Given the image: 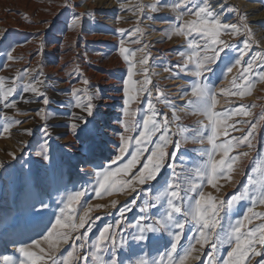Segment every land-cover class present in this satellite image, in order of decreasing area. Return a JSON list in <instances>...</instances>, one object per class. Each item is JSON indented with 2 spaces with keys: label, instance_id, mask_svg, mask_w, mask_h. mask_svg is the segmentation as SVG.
I'll use <instances>...</instances> for the list:
<instances>
[{
  "label": "rangeland",
  "instance_id": "1",
  "mask_svg": "<svg viewBox=\"0 0 264 264\" xmlns=\"http://www.w3.org/2000/svg\"><path fill=\"white\" fill-rule=\"evenodd\" d=\"M177 2L178 0H67V5H71L67 6L65 0H0V76L11 80L25 69H32V77H38L44 82L40 88L50 100L48 105H44L43 97H37L30 92L24 93L23 84L30 82L29 79H24L17 81V92L10 98L16 100L15 108H5L0 102V264H5L3 259L5 256L19 258V248L22 245L31 244L33 240L46 235L55 223L59 208L66 202V197L81 188H86L87 193L81 199V208L78 212H82L83 207L87 205H108L93 209L90 213L92 231L85 237L83 241L85 248L80 253L89 257L87 264H94L92 257L95 251L94 244L104 227L113 225L112 231L117 233L118 240L119 234L127 237L128 232L133 231L130 228L124 230L129 223H135L141 215L139 207L146 193L138 190L136 193H118L98 199L92 187L95 184L93 173L107 167L111 159L118 154L112 141L118 140V131H123L120 121L124 119L123 88L124 81L128 79V64L119 56L121 39L130 50L148 46L145 52L151 53L149 74L153 84L179 108H184L187 100L193 99L190 95H182L185 90L190 92L193 78L185 73L174 77L172 73L164 70L170 68L172 72L179 71L176 67L182 62L179 53L188 51L184 37L173 36L171 40L167 38L169 26H174L177 22L179 10L172 7ZM210 2L217 11H222V19L229 23H240L238 16L231 9H236L240 15L247 16V24L254 39L259 43L251 44L245 60L251 59L256 53H264V0H210ZM121 4L126 7L121 8ZM152 4L157 5V11H151ZM137 5L142 6L144 12L134 15ZM77 16L80 17V23L73 27V20ZM193 18L185 16L186 20ZM136 27L142 29V35L133 34ZM121 28L126 30L123 36L118 31ZM223 38L232 47L226 48L225 52L220 54L218 66L211 65L214 71L205 75L217 88H230L231 81L238 75L239 69H233L231 74H227V79L220 80L218 77L228 60H234L239 56L243 41L248 37L241 35ZM12 48L15 49L12 55L16 59L7 61V53ZM145 52L138 51L136 60L139 61ZM5 64L9 67H3ZM77 67L79 71L75 70ZM41 71L42 76L39 75ZM136 72H140L139 64ZM133 78L143 79L139 74ZM84 79H88L90 84L83 85ZM85 87L89 91L98 90L99 94L94 103L101 117L97 118L98 125L91 123L87 126L81 125L86 131L80 132L78 129L77 134H73L70 129L71 114L83 113L73 106L75 97L71 89ZM157 95L153 89L152 98L157 110L167 113L171 119L170 110L155 99ZM180 96L185 98L178 101ZM147 98V94H143L140 102L131 106L136 112L137 121H140L147 111ZM218 98L220 103L217 105V111L241 104H255L256 107L251 109L253 116L234 117V120H251L255 123L264 111V83H258L251 95L243 97L221 95ZM40 109H44L47 114L46 121L37 115ZM21 112H26L27 115H21ZM181 116L180 125L190 130L199 127L198 121L203 119L190 112L181 113ZM13 120H20L23 123L13 126L9 134L4 133L6 121ZM238 127H242L245 132L248 130L247 125ZM172 129L177 131L176 123L172 124ZM26 130H30L31 135ZM242 134L239 131L232 133L234 136ZM178 138V135L174 137ZM254 143L255 150L249 157L244 158L231 183L221 181L224 187L219 193L211 186L206 187L205 191L225 201L233 194L239 193L242 186L247 184L248 176L253 175V161L257 154L264 155V121L256 130ZM205 147L207 145L191 141L183 145L181 152L187 151V156L185 163L180 165L177 171L180 172L181 168L187 169L188 173L194 171L195 165L203 159L200 151ZM247 150L246 147L239 149ZM42 152H45L47 159L40 154ZM85 160L89 162L85 163ZM181 175L183 177L185 174ZM152 184L159 187L155 182ZM142 187L147 189L149 185ZM133 197H138L136 207L121 218L120 209L130 205ZM41 200L43 204L40 203ZM113 200L118 201L115 208L111 207ZM249 206L247 199L240 202L232 210L230 219L240 218ZM254 211L264 212V205H257ZM261 222L264 221L254 220L249 227H255ZM83 231L81 230V233ZM190 235L186 229L185 236ZM168 240L170 237L166 233L163 234L158 246L162 249ZM79 243L72 240L69 244L62 245L57 256L66 254L71 250L70 245ZM181 244L186 245L187 239H182ZM208 251L206 247L201 255V261H192L191 264H206ZM227 251L226 246L222 248L220 258L225 257ZM110 253L109 245L103 253L104 258L107 259ZM156 255V247L143 250L137 247L118 249L116 258L119 264H130L141 256L151 260ZM261 259L259 256L255 257L252 264H257Z\"/></svg>",
  "mask_w": 264,
  "mask_h": 264
},
{
  "label": "snow or ice",
  "instance_id": "2",
  "mask_svg": "<svg viewBox=\"0 0 264 264\" xmlns=\"http://www.w3.org/2000/svg\"><path fill=\"white\" fill-rule=\"evenodd\" d=\"M65 2L67 5V0ZM125 7L121 4V8ZM150 7L151 11H157L156 4ZM172 7L179 11L177 22L174 26L170 25L167 30V38L171 40L173 36L184 37L188 51L179 53L182 58V62L176 66L179 71L172 72L170 68L164 70L172 73L174 77H178L180 73L191 76L193 79L190 92L185 90L182 95H190L193 99L187 100L184 108H179L153 84L149 74L151 53L145 52L148 46L130 50L125 47L123 39L119 41V56L128 64V79L124 81L123 88L124 119L120 121L123 131H118V140L112 141L118 154L111 159L107 167L93 173L95 184L92 187L98 199L118 193H136L138 190L146 195L139 207L141 215L135 223H129L124 230L133 229L128 232L127 237L121 233L118 240L117 233L112 231L113 225L104 227L99 233L94 244L95 251L92 253L94 264H119L116 258L118 249L137 247L141 250L156 247L157 255L151 260L141 256L130 264H191L192 261H201V255L206 247L209 249L206 264H252V259L257 256L262 258L257 264H264V250H258L264 249V222L249 227L254 220L264 221V212L254 211L257 205H264V155L257 154L253 161V175L248 176L247 184L242 186V190L233 194L227 201L205 191L206 187L211 186L219 193L224 187L221 181L231 183L244 158L249 157L255 150L254 137L260 123L264 121V111L259 120L253 123L251 120H234V117L253 116L251 109L256 107L255 104H241L221 111L216 109L220 103L218 97L221 95L225 97L251 95L258 83H264V53H256L249 60L244 59L250 51L251 44L259 42L254 39L247 24V16L240 15L236 9L231 11L236 13L240 23H229L222 19V11H217L210 0H178ZM143 12L144 8L137 5L134 15ZM185 16L194 18L186 20ZM79 23L80 17L77 16L73 20V27ZM118 31L122 36L126 32L123 28ZM133 34L142 35V29L136 27ZM241 35L248 39L243 41L239 56L234 60H228L218 79H227V74H231L233 69H239V73L233 77L230 88H217L205 74L213 72L211 65L218 66L220 54L225 52L226 48L232 47L223 37ZM14 51V48L8 51L7 61L16 59L12 55ZM138 51L145 52L139 61L136 60ZM137 64L140 65L139 73L136 72ZM3 67L9 65L5 64ZM75 70L79 71V68ZM32 72V69H25L11 80L0 76V102L5 108L16 107V100L10 98L17 92V81L24 79L30 81L23 84L24 93L30 92L37 97H43L44 105L50 103L48 96L40 88L44 82L38 77L33 78ZM138 74L142 75V80H134L133 77ZM39 75L42 76L43 72H39ZM82 83L87 86L90 81L84 79ZM153 89L158 93L155 99L170 110L171 119L167 113L157 110L152 98ZM71 93L75 97L73 106L83 113L71 114L72 133L77 134L78 129L80 132L86 131L81 125L87 126L90 123L98 125L97 118L101 117V114L94 103L99 94L98 90L89 91L87 87L72 88ZM143 94H147L148 97L147 111L142 119L137 121L136 112L131 106L140 102ZM188 112L203 117L198 121L199 127L190 130L180 125L181 113ZM20 114L27 115L26 112ZM37 115L42 120L48 119L44 109H40ZM117 119L119 120V117ZM21 123L23 122L20 120L6 121L3 132L9 134L13 126ZM173 123H176L177 131H173ZM238 125H247L248 130L245 132ZM26 131L31 135L30 130ZM45 131L47 132V128ZM238 131L243 134L232 135ZM97 133L100 134L99 128ZM177 135L179 138L174 139ZM189 141L207 145L200 151L203 159L195 165L191 173L184 168L178 172L177 168L185 163L187 156V151L182 153L181 148ZM242 147L248 150L239 151ZM40 154L44 155L45 159L48 158L45 152ZM181 173L185 175L182 177ZM152 182L159 187H155ZM144 185L149 187L145 189L142 187ZM86 193L87 189L81 188L68 195L47 234L41 239L33 240L31 244L22 245L19 248V258L5 256L3 258L5 264H81V261L87 264L89 257L80 253L85 248L83 243L85 237L92 231L90 213L93 209L108 205H87L83 207L82 212H78L81 208V199ZM137 198L133 197L130 205L120 209L121 218L136 207ZM246 199L250 205L246 212L240 218L230 219L232 210ZM40 203L43 204V201ZM117 203L118 201L113 200L111 207L115 208ZM186 229L191 233L188 237L185 236ZM81 230L84 231L81 233ZM165 233L170 240L161 249L158 245ZM182 239H187L186 245L181 244ZM72 240L80 243L70 245L71 250L58 257L57 253L61 246L69 244ZM109 245L111 253L105 259L103 253ZM225 246L228 248L226 256L220 258L221 249Z\"/></svg>",
  "mask_w": 264,
  "mask_h": 264
},
{
  "label": "bare ground",
  "instance_id": "3",
  "mask_svg": "<svg viewBox=\"0 0 264 264\" xmlns=\"http://www.w3.org/2000/svg\"><path fill=\"white\" fill-rule=\"evenodd\" d=\"M185 98V97H184ZM183 96H180V98L178 99V101H181L184 99ZM91 166H89L88 168H90ZM91 169V168H90Z\"/></svg>",
  "mask_w": 264,
  "mask_h": 264
}]
</instances>
